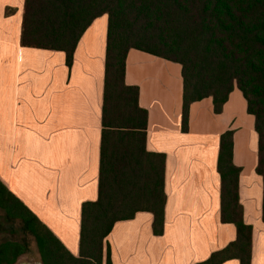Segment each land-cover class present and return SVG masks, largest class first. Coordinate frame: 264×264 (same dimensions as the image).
<instances>
[{"label": "crops", "instance_id": "0c3cea01", "mask_svg": "<svg viewBox=\"0 0 264 264\" xmlns=\"http://www.w3.org/2000/svg\"><path fill=\"white\" fill-rule=\"evenodd\" d=\"M23 10L24 0H0V180L78 256L81 206L98 195L107 15L92 20L67 65L62 50L21 44ZM124 82L138 87L147 111L146 149L165 156L163 231L153 233L149 211L116 221L101 264H199L236 238L220 213L217 156L227 130L251 264H264L258 135L241 91L234 87L219 113L211 97L192 102L184 130L179 63L132 48Z\"/></svg>", "mask_w": 264, "mask_h": 264}, {"label": "trees", "instance_id": "16d2710c", "mask_svg": "<svg viewBox=\"0 0 264 264\" xmlns=\"http://www.w3.org/2000/svg\"><path fill=\"white\" fill-rule=\"evenodd\" d=\"M102 14L107 15V35L98 195L81 206L79 255L70 253L0 180V208L9 227L17 221L35 239L44 264H101L113 224L138 211L151 212L153 233H162L165 156L146 149L147 111L138 104V87L124 82L132 48L181 65L184 130L192 102L211 97L219 113L233 88L241 91L258 135L264 222V0H24L20 42L62 50L70 65L81 35ZM217 171L221 220L235 225L236 238L199 264L230 258L251 264L252 227L243 221L231 130L220 136ZM25 245L1 242L0 264L16 262ZM106 264H111L108 258Z\"/></svg>", "mask_w": 264, "mask_h": 264}, {"label": "rangeland", "instance_id": "374dc122", "mask_svg": "<svg viewBox=\"0 0 264 264\" xmlns=\"http://www.w3.org/2000/svg\"><path fill=\"white\" fill-rule=\"evenodd\" d=\"M10 224V221H8L5 217V211L0 208V243L6 241L26 242L25 253L20 255L16 262L12 264H16L18 261L22 260L40 259L35 239L30 237L28 234H24L19 227L20 224L17 221H13V229L9 227ZM2 264L7 263L3 262Z\"/></svg>", "mask_w": 264, "mask_h": 264}, {"label": "water", "instance_id": "95a60500", "mask_svg": "<svg viewBox=\"0 0 264 264\" xmlns=\"http://www.w3.org/2000/svg\"><path fill=\"white\" fill-rule=\"evenodd\" d=\"M16 264H44L40 259L38 260H22L18 261Z\"/></svg>", "mask_w": 264, "mask_h": 264}]
</instances>
